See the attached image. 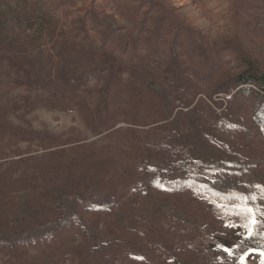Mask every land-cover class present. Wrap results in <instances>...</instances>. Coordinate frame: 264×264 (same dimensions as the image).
Listing matches in <instances>:
<instances>
[{
  "label": "rangeland",
  "instance_id": "1",
  "mask_svg": "<svg viewBox=\"0 0 264 264\" xmlns=\"http://www.w3.org/2000/svg\"><path fill=\"white\" fill-rule=\"evenodd\" d=\"M244 61L264 80V0H0V234L28 237L63 198L83 223L0 244V264H264L244 200L143 176L173 157L149 140L190 119L244 166L198 172L246 197L264 185V87L238 83Z\"/></svg>",
  "mask_w": 264,
  "mask_h": 264
},
{
  "label": "trees",
  "instance_id": "2",
  "mask_svg": "<svg viewBox=\"0 0 264 264\" xmlns=\"http://www.w3.org/2000/svg\"><path fill=\"white\" fill-rule=\"evenodd\" d=\"M243 67L247 68V72L245 74H242L238 80V83L241 84H251L252 86H260L264 87V80L257 72H255L253 69V65L249 61L243 62ZM67 76V73H65ZM68 77V76H67ZM65 76H62L60 79V83L63 86L67 85H81L84 83L85 79H75V78H67ZM31 86V84H29ZM40 88H43V85H39ZM72 89V88H71ZM73 90V89H72ZM264 100V99H263ZM257 115H260L256 113ZM255 114V115H256ZM264 117V114H263ZM186 126L189 127L190 133H185L182 131V129L177 127V123H174L172 125L173 127L172 131L167 137L164 138H157L152 137L153 139L149 140L147 143L150 148H152V151H155L157 149V153L161 151L159 149H169L172 151L171 156L172 159L165 162V166H160L162 174L159 172V168L157 164L155 165H148L146 166L145 172L143 174L144 179L145 177L148 178L149 184L148 187H152L155 189H174L176 186L180 184H185L188 182H192L195 185L198 186L197 192L200 191V193H209L214 200L217 201H237L240 199V197H246L244 196V193H235L233 190L229 191H222L220 190L224 186H228L231 189H234L235 186L232 184L230 185H223L219 179H213L210 177V174L207 171L198 172V170L202 168H211L216 169L219 167H225L232 168L238 172V174L242 175V172L239 171V169H242L244 166H241L239 162H236L233 158L234 152L231 151V149L228 147V144H223V152H212V148L215 149H221L220 147H217L214 145V143H210L209 147H203L202 141H200L199 138L206 137L207 131L206 128L201 122L198 123L195 120L188 121V124L184 123ZM260 128L258 129L257 127ZM256 128L261 131V133L264 134V128L260 124L256 125ZM219 139V138H217ZM150 148H146V150L150 151ZM180 150L182 153H180L177 157L175 155L176 151ZM218 151V150H216ZM148 155L145 153L144 156ZM189 155H193L196 158H199L197 162L191 163V159ZM152 159V158H151ZM173 160V161H172ZM234 165V167H231ZM163 167V168H162ZM196 168V170H195ZM164 171V172H163ZM195 173V176L192 177ZM197 174V175H196ZM174 176V178H172ZM223 185V186H222ZM261 188H264V185H260L255 192V194H251L252 196H255L256 199L252 200V204H248L249 201H245L248 207H251L255 210V216L258 220V233L256 238L251 240L250 249L258 251L260 253L264 254V228L262 225H264V198H261ZM147 189V188H145ZM254 189V188H253ZM254 191V190H253ZM249 197V196H248ZM107 204V203H105ZM79 203L75 199L70 198H63L59 201V206L61 210V217L58 219L53 220L52 222H49L46 224L45 227H42L38 229L37 231H34L28 235V237L22 239L15 236H12L9 232H5L0 234V244L1 245H16V244H27L30 245L36 242H39L41 240H46L48 238H51L55 236L60 230H62L67 224L74 223L77 226H80L82 223L81 215L79 214ZM237 205H243V204H237ZM245 205V204H244ZM92 208L97 207V205L91 206ZM261 225V226H260ZM82 229H84V225L81 226ZM241 247V246H240ZM238 250V249H237ZM240 251L237 252V255H239ZM229 257L233 258L232 255L228 254Z\"/></svg>",
  "mask_w": 264,
  "mask_h": 264
},
{
  "label": "snow or ice",
  "instance_id": "3",
  "mask_svg": "<svg viewBox=\"0 0 264 264\" xmlns=\"http://www.w3.org/2000/svg\"><path fill=\"white\" fill-rule=\"evenodd\" d=\"M261 198H264V188H261ZM240 199L247 201L248 199H256L255 196L252 197H240ZM242 213L244 214H248L249 217H254L255 215V210L252 209L251 207H248L247 204L245 203V205L242 207ZM255 225V219L252 218L248 221V223H245L244 227L248 229L249 231V235H252V227Z\"/></svg>",
  "mask_w": 264,
  "mask_h": 264
}]
</instances>
